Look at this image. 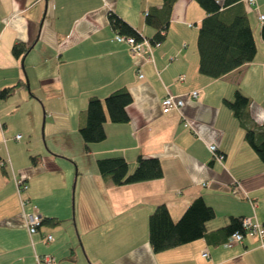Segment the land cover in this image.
Masks as SVG:
<instances>
[{
  "label": "crops",
  "instance_id": "obj_1",
  "mask_svg": "<svg viewBox=\"0 0 264 264\" xmlns=\"http://www.w3.org/2000/svg\"><path fill=\"white\" fill-rule=\"evenodd\" d=\"M243 2L256 54L213 78L199 70L197 36L206 11L197 0H176L153 61L116 40L108 15L117 13L150 38L157 28L145 12L163 0H0V91L15 86L0 96L6 162V172L0 165V264H50L39 260L45 254L52 264H264L255 236L228 244V235L213 233L232 216L264 222V161L224 102L241 90L251 98L254 122L264 124V0ZM17 41L31 46L26 54H13ZM122 87L132 96L129 120L113 122L106 111V137L86 149L81 111L91 96L104 100ZM168 91L183 98L179 109L163 110ZM117 154L129 172L139 155L158 157L164 174L115 185L97 159ZM18 177L28 184L21 192ZM199 196L215 210L207 234L154 251L155 207L165 204L179 220ZM29 212L57 221L31 233Z\"/></svg>",
  "mask_w": 264,
  "mask_h": 264
},
{
  "label": "trees",
  "instance_id": "obj_2",
  "mask_svg": "<svg viewBox=\"0 0 264 264\" xmlns=\"http://www.w3.org/2000/svg\"><path fill=\"white\" fill-rule=\"evenodd\" d=\"M197 1L206 11L197 36L200 72L217 78L252 61L257 45L243 0H224L223 4L217 0ZM175 2L176 0H163L161 8L151 6L145 12L147 24L157 28L154 36L150 37L153 42H161L165 37ZM108 16L110 24L118 33L131 35L136 39L144 36L117 13L110 11ZM30 48V45L17 41L12 52L20 56ZM14 88L15 86H10L2 89L0 96L9 95ZM131 101L132 96L124 87L112 91L104 100L98 96L89 98L87 108L80 113L83 122L79 127L86 149H90V143L106 137V111L113 122L129 120L126 107ZM224 102L244 127L247 142L264 161V124H258L252 119L249 111L251 98L237 89L234 98L225 99ZM0 161H3L0 165L6 172L5 160L0 157ZM97 164L104 179L115 185L159 178L164 174L162 163L155 156L139 155L131 172L127 159L121 154L98 157ZM214 216V208L202 196L193 200L179 220L172 218L165 204H159L149 216L150 244L158 252L203 237L207 234L206 222ZM55 221V218L41 217L38 226ZM235 231H243L242 217L232 216L225 226L213 233L230 236Z\"/></svg>",
  "mask_w": 264,
  "mask_h": 264
},
{
  "label": "built area",
  "instance_id": "obj_3",
  "mask_svg": "<svg viewBox=\"0 0 264 264\" xmlns=\"http://www.w3.org/2000/svg\"><path fill=\"white\" fill-rule=\"evenodd\" d=\"M249 5H256V0H245ZM259 19L264 22V13H259ZM116 40L122 41L128 44V48L134 54H143L148 60L154 59L153 47L159 45L160 42H153L149 37L143 36L140 39H136L131 35L120 34L117 32L115 35ZM139 76H143V73L140 71ZM192 97L196 98L198 95L197 90L191 92ZM184 104V100L181 97L175 96L170 91L162 98V108L164 111H169L171 109H179ZM17 139L21 138V134L16 136ZM212 150L214 157L221 160L224 155L218 152L217 146L215 144L209 145ZM0 164H3V161H0ZM16 183L18 191L25 190L28 187L26 180L23 177L16 178ZM41 222V217L35 212L28 213V227L31 233L37 230V226ZM242 227L243 231H235L229 236L228 244H231L235 241H242L245 235L255 236L260 245L264 247V222H260L252 217H242ZM48 239L51 240L53 236L48 234ZM203 256L209 257V252L204 250L202 252ZM39 260H44L50 264L54 262V258L45 254L42 257H39Z\"/></svg>",
  "mask_w": 264,
  "mask_h": 264
}]
</instances>
